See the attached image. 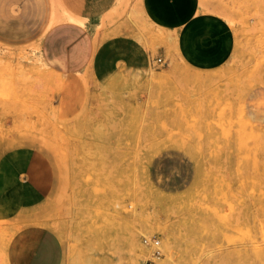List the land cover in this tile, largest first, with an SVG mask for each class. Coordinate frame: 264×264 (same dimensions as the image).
<instances>
[{
	"label": "rangeland",
	"instance_id": "1",
	"mask_svg": "<svg viewBox=\"0 0 264 264\" xmlns=\"http://www.w3.org/2000/svg\"><path fill=\"white\" fill-rule=\"evenodd\" d=\"M82 1L0 0V151L33 147L56 171L43 205L0 219V264L29 224L57 235L62 264H264V0H200L233 32L219 68L187 64L135 17L163 64L58 120L40 42L63 11L81 15ZM121 17L111 9L106 20Z\"/></svg>",
	"mask_w": 264,
	"mask_h": 264
},
{
	"label": "crops",
	"instance_id": "2",
	"mask_svg": "<svg viewBox=\"0 0 264 264\" xmlns=\"http://www.w3.org/2000/svg\"><path fill=\"white\" fill-rule=\"evenodd\" d=\"M81 9L82 16L63 11L54 17L40 42L39 59L58 80L53 103L58 120L77 115L89 94L132 89L157 59L165 61L163 49L154 52L141 41L135 17L159 28L175 54L197 69L219 68L233 52L230 26L205 11L200 0H83ZM111 9H123L118 23L106 20ZM115 29L121 32L101 39L103 30ZM55 187V168L39 150L0 151V219L43 205ZM63 256L60 239L43 225L20 227L6 246L7 264H62Z\"/></svg>",
	"mask_w": 264,
	"mask_h": 264
},
{
	"label": "bare ground",
	"instance_id": "3",
	"mask_svg": "<svg viewBox=\"0 0 264 264\" xmlns=\"http://www.w3.org/2000/svg\"><path fill=\"white\" fill-rule=\"evenodd\" d=\"M201 7L203 8V5H201ZM224 13V12H223ZM227 13V12H226ZM219 14V13H218ZM226 16H227V14H226ZM65 19L66 20H70V21H75V20H73V19H71L69 16H67V15H65ZM145 20V19H144ZM146 21V20H145ZM150 23V22H149ZM151 24V23H150ZM157 28V27H156ZM157 29H159V28H157ZM160 32H161V30H159ZM163 31V30H162ZM170 38V37H169ZM162 39V38H161ZM166 39V38H165ZM40 60V59H39ZM40 63H41V61H40ZM42 64V63H41ZM42 66L45 68V66H44V64H42ZM191 72V71H190ZM198 72V71H197ZM210 72V71H209ZM219 72V71H218ZM208 74V73H207ZM187 76H190V75H187ZM192 76V75H191ZM211 75H209V77H210ZM151 77H152V79L153 80H155L156 78H154V76H152L151 75ZM205 77H207V76H205ZM209 77H208V79H209ZM189 79H190V77H188ZM211 78V77H210ZM158 79V78H157ZM196 80H199L200 79V77H197V78H195ZM202 80L204 79V78H201ZM212 79V78H211ZM210 80V79H209ZM190 81V80H189ZM194 82V81H193ZM208 82V81H207ZM207 82L205 83V84H207ZM213 82H214V80H213ZM212 82V83H213ZM200 85V84H199ZM208 85H209V83H208ZM202 86V85H201ZM131 243V246L134 248V250H137V249H135L136 247H139L138 246V244L136 243V242H134V241H130Z\"/></svg>",
	"mask_w": 264,
	"mask_h": 264
},
{
	"label": "built area",
	"instance_id": "4",
	"mask_svg": "<svg viewBox=\"0 0 264 264\" xmlns=\"http://www.w3.org/2000/svg\"><path fill=\"white\" fill-rule=\"evenodd\" d=\"M155 63H157V64H163V62H162L161 59H157V60L155 61ZM150 242H152V241H151V240H147V239L144 240V243H145V244H148V243H150ZM153 244H154V245H157L158 243L155 241V242H153ZM157 254H158V253H157Z\"/></svg>",
	"mask_w": 264,
	"mask_h": 264
}]
</instances>
